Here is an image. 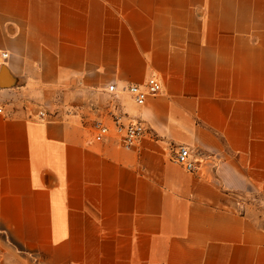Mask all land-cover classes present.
<instances>
[{
	"label": "crops",
	"instance_id": "obj_1",
	"mask_svg": "<svg viewBox=\"0 0 264 264\" xmlns=\"http://www.w3.org/2000/svg\"><path fill=\"white\" fill-rule=\"evenodd\" d=\"M0 106V264H264V0H0Z\"/></svg>",
	"mask_w": 264,
	"mask_h": 264
},
{
	"label": "built area",
	"instance_id": "obj_2",
	"mask_svg": "<svg viewBox=\"0 0 264 264\" xmlns=\"http://www.w3.org/2000/svg\"><path fill=\"white\" fill-rule=\"evenodd\" d=\"M6 53H3V56H6ZM128 91L134 97V100L137 104H142L148 94H155L161 90V83L155 77H149L146 81V86L144 89L140 88L138 85H130L128 86ZM109 91H114L115 86L110 84L108 86ZM0 106V112H1ZM43 115V112H40ZM95 130V139L100 140L104 136H106L110 132L109 126L97 122L94 124ZM114 130L120 136L121 143L124 147H132L137 141L141 138L145 131V127L143 123L139 120L132 121L127 125H122L116 123L114 126ZM174 160L182 165L186 170L192 171L194 169L193 162L189 159V150L185 146H180L178 148L177 153L175 154Z\"/></svg>",
	"mask_w": 264,
	"mask_h": 264
}]
</instances>
